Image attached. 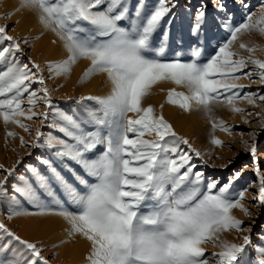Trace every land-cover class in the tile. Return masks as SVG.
<instances>
[{
    "label": "snow or ice",
    "instance_id": "obj_1",
    "mask_svg": "<svg viewBox=\"0 0 264 264\" xmlns=\"http://www.w3.org/2000/svg\"><path fill=\"white\" fill-rule=\"evenodd\" d=\"M176 7V0H155L152 5L147 0H21L20 8L34 12L42 27L55 33L66 51L65 58L47 62L50 78H68L82 60L90 63L80 77L81 84L95 75L106 76L110 85L106 95L79 98L78 102H93L86 106L84 121L53 104L40 64L31 57L30 63L21 61L25 55L21 44H27L28 38L9 35V26L0 25V65L4 66L0 71V120L6 127L12 124L31 133L23 120L42 117L43 124L51 114L50 126L64 137L51 133L44 136L37 127L30 146L47 148L52 158L37 157L42 168L27 166L32 182L13 185V193L39 211L20 208L17 195L8 197L6 184L15 166L5 169L0 164L6 172L0 179V203L15 205L8 213L9 220L14 215L63 217L70 225L69 237L79 235L90 243L88 264H264V235L260 244L253 245L251 229L244 228L243 221L233 214L234 209H240L252 215L242 203L247 189L235 196L230 194L240 173L220 186L218 181L206 180L202 172L194 171L197 166L190 154L200 157L201 153L177 134L162 111L157 113L152 104H144L155 85L171 82L186 92L169 89L168 104L185 112L195 108L207 117L213 132L218 129L231 134V126L214 117L216 107L244 114L239 101L253 107H261L257 101L264 102V94L245 91L247 86L238 83L251 80L255 74L264 84V59L255 56L258 46L241 42L239 48L249 53L247 57L232 50L243 34L264 36V10L255 18L247 14L238 25L225 24L229 39L211 56L203 57L202 49L192 46L190 59L183 62L179 51L167 59L170 28L165 24L172 23ZM214 7L225 10L222 2ZM205 18L206 6L200 5L190 29L193 36L199 38ZM177 44L182 46V40ZM249 64L258 71H244ZM34 84L40 87L34 89ZM25 99L27 109L23 107ZM38 101L45 106L43 112L33 110ZM163 107L161 104L160 109ZM83 122L92 130H85ZM244 122L249 123L247 119ZM261 124L264 127V117ZM16 135L6 132V137ZM19 139L21 147L29 144L23 136ZM210 142L223 146L215 135ZM181 145H187L190 152L183 151ZM249 151L255 159V143ZM255 171L256 199L258 206H264V173L258 166ZM78 185L85 191H78ZM60 193L73 210L58 202ZM46 201L55 203L56 210ZM230 231L249 234L239 237L241 243L221 238ZM0 239L6 241L0 244V264H8L3 257L9 250L20 257L13 264H50L42 247L22 239L2 222ZM207 244L220 250L206 256ZM249 248L255 252L251 260Z\"/></svg>",
    "mask_w": 264,
    "mask_h": 264
},
{
    "label": "rangeland",
    "instance_id": "obj_2",
    "mask_svg": "<svg viewBox=\"0 0 264 264\" xmlns=\"http://www.w3.org/2000/svg\"><path fill=\"white\" fill-rule=\"evenodd\" d=\"M135 3V0H132ZM177 7L173 9L174 17L170 25L165 24L166 28H170L169 46L167 49V59H172L177 51L181 52L180 59L187 62L190 59V49L192 46H198L203 51V57H209L215 53L218 47L229 39V32L225 24L232 26L238 25L244 21L247 14H253L254 18L259 17L261 11L264 10V0H176ZM217 2H222L225 5V10L221 11L214 7ZM21 0H0V25H8V34L18 39L28 38L27 44H21L24 48L25 55L20 59L23 63H30L29 57L32 61L40 64L45 69V83L50 90L51 100L53 104L60 110L72 115L78 121H84L86 106L93 104L91 101L78 102L81 96L88 95H106L109 92L110 85L107 84L106 76L99 74L93 76L87 82L81 84L80 77L89 65V61L82 60L73 67L72 73L68 78L63 76L50 78V74L46 70L48 61H58L66 57V51L62 46V41L51 31H46L39 23L34 12L26 8H20ZM149 5L155 3V0H147ZM247 4L244 8L242 5ZM200 5L206 6L205 23L202 26L199 38L193 36L190 32L196 8ZM11 14L7 18L6 14ZM191 13V15H190ZM166 20L168 18H165ZM39 37V39H36ZM177 40H182V46L177 44ZM55 41V43H53ZM42 42L44 45H42ZM246 43L249 46L257 45L255 53L256 58L264 59V36L256 32L251 34H243L233 44L232 50L239 52L240 55L247 57L249 53L239 48L240 43ZM4 70V66L0 65V71ZM244 71H258L255 65L249 64ZM255 81V83H253ZM238 83L246 85L245 91L259 92L264 94V84L259 82L258 76L253 75L252 79H241ZM39 84H34L33 88H39ZM176 88L177 91H185L186 89L179 88L170 82H161L153 87L152 94L144 101V104H152L157 113L163 112L164 118L173 126L178 135L186 138L193 149L201 153L200 157H196L191 153L187 145H181L183 151H189L192 155V162L196 164L194 171H199L204 174L205 179L211 178L218 181L220 185L228 182L229 177L234 176L235 173H240V178L233 182L230 189V194L235 196L240 191L247 189L245 192V199L242 201L244 206L252 213L251 217L245 215L240 209H234L233 214L236 218L243 221L244 228L251 229V239L253 245L261 243L260 236L264 235V206H258L257 185L258 177L256 175V168L259 167L261 173H264V127L261 124V117H264V102L257 101L261 107H253L247 101H239L238 106L245 109L244 114L232 113L224 106H219L214 109V117L223 119L229 126H231V134L228 132L216 130L213 132L211 123L203 112L193 110L185 112L178 106L168 104L166 102L167 91L171 88ZM164 107L161 110L160 105ZM27 109V100L23 105ZM44 105L37 102V107L33 110L36 112H43ZM252 112L253 115L248 116L247 113ZM255 113H260L259 116ZM131 115V114H130ZM193 115V116H191ZM196 123H192L190 118ZM42 117H33V120H23L31 128V133L25 132L18 126L9 124L7 127L0 120V164L4 165L5 169L13 168V174L8 177L6 188L8 189V197L17 195L19 200V207L28 212L35 213L39 209L28 203L23 197L13 193V185L23 186L24 181L32 182L31 173L28 171V165H33L39 168L43 166L37 157L51 159V152L47 148H33L30 146L31 141L35 136V129L39 127L44 136L49 133L64 138L54 127L50 125L53 122V116L50 114L47 121L41 124ZM245 119L249 123H245ZM184 120L187 122L183 126V130L176 129L174 121ZM192 125V127L190 126ZM81 126L85 130H92L87 122H83ZM7 131H13L17 135L15 137H6ZM185 131V133H183ZM255 133L256 135H251ZM215 135L223 141V146L213 145L211 137ZM23 136L28 145L21 147L19 137ZM44 136L41 137L43 141ZM148 138V137H146ZM247 142V146L245 144ZM255 143L257 146V153L255 159L249 151L250 146ZM20 163H17V161ZM79 171V169H77ZM83 175V173H81ZM6 175L4 169H0V179ZM24 178L23 180L21 178ZM90 182H94L92 178L85 177ZM78 191H85L84 186L78 185ZM215 192V190H213ZM55 209V203L46 201ZM58 202L63 203L69 210L70 202L67 197L60 193ZM15 205H11L4 201L0 203V222L4 223L9 229L14 231L22 239L24 231L28 224L37 223L43 218H50L52 215H22L13 216L11 220L8 219V213L13 211ZM63 218V217H62ZM67 222V221H66ZM67 225L68 222H67ZM70 226V225H69ZM64 232L62 227H55L42 234L41 238L35 239L34 242L42 247L44 251L42 254L49 259L50 264H88L87 256L88 249H85L79 258L75 261L69 258H64L61 252L64 245L70 243V239L61 235ZM248 232L237 233L235 231L225 232L222 234V239H227L231 242L241 243L239 238L242 235H248ZM79 236V235H77ZM81 237V236H79ZM81 240L86 244L89 242L81 237ZM6 241L0 239V244ZM206 256L213 252H218L219 248L212 247L211 244L205 245ZM248 259L251 260L255 256V252L249 248ZM8 264L19 259V255H14L11 250L4 254L3 257Z\"/></svg>",
    "mask_w": 264,
    "mask_h": 264
},
{
    "label": "bare ground",
    "instance_id": "obj_3",
    "mask_svg": "<svg viewBox=\"0 0 264 264\" xmlns=\"http://www.w3.org/2000/svg\"><path fill=\"white\" fill-rule=\"evenodd\" d=\"M42 45H44L43 42ZM190 121H192V123H196V121L193 120V117L190 118ZM174 123L175 128L180 130H183V126L187 124V122L184 120L174 121ZM190 126L192 127L191 124ZM183 133H185V131H183ZM55 227H62L64 232L61 235L70 239V243L64 245L61 251L64 254V258H69L70 260L75 261L79 258V254H81L85 249H88V252L90 253V243L86 244V242L81 240V237L79 236L69 237L67 230L70 228V226L67 225V222L64 218L58 215H52L50 218H43L37 223L28 224L23 236L25 237V240L34 241L35 239L41 238L42 234Z\"/></svg>",
    "mask_w": 264,
    "mask_h": 264
}]
</instances>
